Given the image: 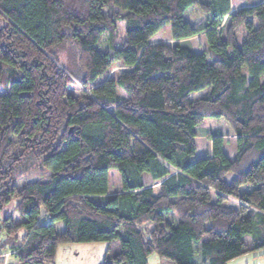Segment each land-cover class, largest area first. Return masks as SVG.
I'll return each mask as SVG.
<instances>
[{
  "label": "trees",
  "instance_id": "obj_1",
  "mask_svg": "<svg viewBox=\"0 0 264 264\" xmlns=\"http://www.w3.org/2000/svg\"><path fill=\"white\" fill-rule=\"evenodd\" d=\"M244 1L0 0V258L55 264L58 245L96 242L101 264L264 255V0ZM164 26L171 43H152ZM207 118L232 157L221 135L194 157Z\"/></svg>",
  "mask_w": 264,
  "mask_h": 264
},
{
  "label": "rangeland",
  "instance_id": "obj_2",
  "mask_svg": "<svg viewBox=\"0 0 264 264\" xmlns=\"http://www.w3.org/2000/svg\"><path fill=\"white\" fill-rule=\"evenodd\" d=\"M244 0H230V12H235L241 7L245 6ZM186 18L191 24H198L202 18L199 10L193 8L186 13ZM152 43H171L169 35V27L164 26L161 28L150 40ZM189 43L195 52H202L207 48V43L204 35L198 34L191 37ZM62 61H64L70 68L73 67V59L76 61V55L74 50H69L61 54ZM76 66V63H75ZM125 68L121 63H118L111 69L107 76H113L114 73H122ZM68 89L74 93H78L81 89H84L76 81L73 85L68 86ZM201 93H192L190 98L194 99L201 95ZM197 137H195L196 151L195 158H202L210 153L211 142L210 138L214 135H221L223 140V151L228 157H232L235 153V137L226 122L222 119L207 118L202 123L195 127ZM46 173L42 168L28 173L26 176L17 181L16 185L20 186L25 181H31L36 179L40 174ZM146 184H150L148 176H144ZM119 174L116 170L110 169L108 171V192L115 193L120 190L119 188ZM15 204V201L10 204L8 209H11ZM57 231L62 230V224L60 222L55 223ZM107 250V244L105 242L96 243H81V244H60L57 247L55 264H101L105 257ZM261 253H248L236 259H233L227 264H264V255ZM5 255L0 258L5 261V264H12L14 260ZM12 261V262H11ZM14 264V263H13ZM147 264H171L169 261L160 258L156 254H151L147 258Z\"/></svg>",
  "mask_w": 264,
  "mask_h": 264
},
{
  "label": "crops",
  "instance_id": "obj_3",
  "mask_svg": "<svg viewBox=\"0 0 264 264\" xmlns=\"http://www.w3.org/2000/svg\"><path fill=\"white\" fill-rule=\"evenodd\" d=\"M210 142H211V141H210ZM210 154H211V150H210V153H209L208 155L200 156V157H208V156H210ZM56 251H57V249H56ZM55 257H56V254H55Z\"/></svg>",
  "mask_w": 264,
  "mask_h": 264
}]
</instances>
